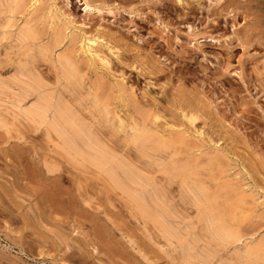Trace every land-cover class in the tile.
I'll return each mask as SVG.
<instances>
[{
    "label": "bare ground",
    "instance_id": "6f19581e",
    "mask_svg": "<svg viewBox=\"0 0 264 264\" xmlns=\"http://www.w3.org/2000/svg\"><path fill=\"white\" fill-rule=\"evenodd\" d=\"M56 1L0 0V42L15 43V51L11 49L15 58L6 64L0 63V99L12 105L14 114L27 122L33 133L41 130L55 153L78 167L75 170L92 169L93 174L116 193L114 198L118 197L124 202L122 205L128 204L135 211L137 220L140 217L143 222L154 224L161 237L177 251L179 261L184 264H264V241H248L243 247L236 246L245 237L238 225L254 207L258 209L264 204V201L259 203L264 190V53L247 55V58L238 56V60L233 61L231 54L206 53L200 42L201 38L218 42L224 38L223 45L228 49L235 42L245 50L259 46L263 49L264 0H233L230 4L222 0H142L141 4L149 5L145 8L148 15L135 9V5L130 7L132 1L129 10L125 6L105 10L99 5H105L106 0L98 5L96 2L100 0H84V10L90 14L102 11L116 14L122 9L140 17L149 26L148 35L157 37L155 42L146 39L134 25V36L142 45L132 44V48L124 49L121 38L119 42L116 36L109 38L112 46L106 43L113 56L135 69L138 78H144L146 84L141 95L137 94L136 82L132 84L124 75L118 76L120 81L106 82L100 72L94 74L98 65L92 46L101 38L90 37L86 31L76 28V23L73 25L69 0H64L62 5ZM239 18L244 25L237 22ZM130 23L133 24L132 19ZM238 25L240 29L230 31ZM227 29L232 34H227ZM183 30L187 41L179 44L178 34ZM233 36H237L236 39ZM135 50L137 53L132 55ZM145 51L150 54L143 61ZM81 54L92 55L84 57L83 63ZM101 61L99 68L110 72V62H105L104 58ZM41 64L53 74L54 82L45 76V69L40 70ZM189 64L196 65L197 69L191 71ZM167 67L169 73L183 82L181 88L172 91L171 81H164ZM182 70L186 72L182 74ZM233 79L240 82L235 84ZM186 85H194L193 90H188ZM152 87L160 91L155 90V93ZM86 110L93 115H90L93 120L83 117L82 111ZM197 122H202L204 128L211 125L215 129L213 134L205 135L203 127L195 126ZM100 127L123 130L119 141L121 151L119 146L118 151L114 150L111 142L104 140L107 136H101L105 130L100 134ZM214 135L217 142L212 140ZM221 140L227 147H218ZM129 150L135 158L129 156ZM60 156H57L59 161ZM137 157L153 174L145 173L144 166L140 168L133 162ZM53 162H45L44 173L48 176L62 168L52 165ZM60 162L55 163L61 166ZM42 170L37 171L43 173ZM154 174L162 175L168 185L178 186L175 189H179L181 202L194 208L203 237H210L223 251L237 247L231 249L235 253L232 260L224 258L221 250H216L217 246L211 249L210 244H202L198 240L200 235L195 237L194 229L178 212L172 195H168V188L160 185L164 182H159L160 178ZM44 184L41 185L44 187ZM51 189L54 195L55 188ZM55 197L56 194L54 199H57ZM84 200L88 202L87 198ZM52 202L50 204L55 205ZM58 207L54 210L60 213L58 209L62 206ZM64 207L62 212L67 211ZM80 207L82 211L84 205ZM24 243L26 245V241Z\"/></svg>",
    "mask_w": 264,
    "mask_h": 264
},
{
    "label": "rangeland",
    "instance_id": "374dc122",
    "mask_svg": "<svg viewBox=\"0 0 264 264\" xmlns=\"http://www.w3.org/2000/svg\"><path fill=\"white\" fill-rule=\"evenodd\" d=\"M63 1L64 0H57L56 3L61 4ZM90 1L96 2L97 0ZM141 1L142 0H106L103 1L105 5H99V7H101V9H116L120 6H122V8L125 6L124 8H127V10H129L130 7H133V5H135V9H140L143 14L148 15L147 13H149V11H147L145 8H147L149 5L147 6L145 4H141ZM223 1L224 4H230L229 2L233 0H222V3ZM98 2H101V0L96 2L97 5ZM130 2L132 3L131 6ZM135 2L137 4H134ZM69 6L70 7L68 8V10L71 11L70 13L72 14L73 19L71 20H75V22H73V25H75L76 23L75 27L77 26L76 28L86 31L89 36L91 35L101 38L98 43H94L92 46V53L96 58L95 62L97 61V63H99H95L96 66H98L96 67V71L94 72V74L96 72H100L101 75H104L106 77V82L107 80L111 81L113 79H119L118 81H120L121 78L119 77L124 75L125 78L128 77V80L129 78L132 80V84H135L136 82L135 87L137 89V94L141 95L140 93L144 92V86L146 84L144 78L141 76L138 78L137 71L133 68H130L129 66H126L123 62L121 63L120 59L118 60L115 56H113L106 46H112L111 42H109V38L115 36L116 38L118 37L119 42L121 40L120 44L124 43L121 44L124 49L132 48L133 45H142V42L137 40V38L134 36V34H136V31L133 28L134 25L141 29L140 31L142 32V35L146 36V39H153V41L155 42L157 40V37L148 35L147 31L149 29V26H147L140 17H135V15L124 12L122 9L120 10V13L116 14H109L107 13V11H102L100 13L92 12L90 14L84 10V7L86 6L84 0H69ZM231 14L233 15V13ZM131 19L133 20V24L130 23ZM241 19L239 18L237 22H239L240 25H244L245 22H243ZM1 21L2 20L0 19V23ZM240 25H238V28H233L230 31H234V29L235 31L240 29L242 26ZM227 30L228 31L226 33L230 34L231 32H229V29ZM180 33L178 34L180 38L179 44L185 43L184 41H187V33L184 32V30L181 34ZM172 34L173 33L171 32V35ZM217 36L218 35H216L215 37ZM236 37L237 36H233L232 38L236 39ZM101 40H104L105 42H102ZM213 40L211 38H201L200 42L202 43V50L208 54H220L221 56H224L225 54H231L232 58H235L232 59L233 61L238 60L237 58L239 57L247 58V55H249L248 57H250V55H261L262 53H264V48L262 49V47L260 46L257 48L252 47L248 50H245L237 44L238 42H235L234 44H232V48L228 49L225 47V45H223V42L225 40L224 38L220 39L219 42L217 40ZM106 43L109 44L107 45ZM14 45L15 43L13 41L10 42L7 40H3L0 42V63L6 64L9 62V59L15 58L13 53L15 51ZM124 45L127 46L124 47ZM11 49L13 52H11ZM260 49L262 50L260 51ZM136 53L137 50L132 52V55ZM122 54L123 53H121V55ZM149 54V51H145V53L142 54V60L146 61V58L149 57ZM90 55L92 54H88V56L82 55V59L80 58L81 61L85 63V60H83L84 57L87 58L90 57ZM103 58L105 62H110V72L99 68V66H101V60ZM203 63L204 65L206 64V62ZM42 65L43 64L39 66L42 67ZM155 65H157V63ZM235 65H237V63ZM211 66L213 67L214 65ZM43 67L40 70L42 71L45 69V72H42L48 79L50 78L49 81H51L52 79V82H54L53 74L50 71L46 70L47 68L45 65H43ZM196 67L197 66L193 64L188 65V68H190L191 71L193 69H197ZM167 69L164 73L166 75L165 78H163L164 81H171L170 88L172 87V91L173 88H181L183 86V82L180 81V79H178L177 76H175L171 72L169 73L170 70L168 67ZM182 71V74L186 72V70L183 72ZM172 78L175 80H173ZM163 79L161 80L162 84L164 82ZM131 80L129 81L131 82ZM238 80L239 79H233V81L236 82L235 84H238L240 82ZM186 88L192 91L194 85H186ZM152 89L154 91L158 90L157 92L160 91V89L157 87H152ZM1 100L2 99H0V121L3 123V127L0 128V204H2V206L0 205V252H2V254L0 253V264H15V262L16 264H184L181 260L180 261L182 263H180V258L177 254V251L174 248H171L172 246H170L169 243L161 237L160 232L158 231L157 227H154V224L152 225V223H148L147 221L143 222L140 217L137 220L138 216L135 215V211H133V209L126 203L125 204L127 205V207L126 205H122L124 204V202L121 201L118 197L114 198V195L116 196V193L112 192L108 185L106 186L105 183L103 184V181L100 178L98 179V177L93 174L92 169L82 170L79 168V171H77L78 167H75V165H72L71 162L66 161L64 158H62L63 156L61 157L57 152L55 153L53 148H51V145L47 143L46 139H44V135L42 136L43 133L41 134V130H39V132L33 133L32 128H30L28 123L25 121L22 122V118H19V116H17V113L14 114V112L16 111L12 109V105L9 103H5L3 100V102H1ZM122 114L126 115V113ZM82 115L83 117H86V119L93 120V115L88 112V110L82 111ZM110 123L114 124L113 122ZM195 126L204 128L202 122H197ZM208 126L204 128V133L205 135H212V132H214L215 129H212L211 125ZM105 128L104 131L100 127V134H102L104 131L101 136H107L108 139L107 137H104V140H109L108 142H106L108 144H110L109 142H111L110 146L114 150L118 151L120 148L119 151H121L122 147L120 146L122 144L120 143L122 142L119 141H121L122 136L124 135L122 134L124 133L122 132L123 130L114 127V129L110 131V127H108L110 129ZM106 132L110 136H108ZM116 137H118L120 140ZM213 137L214 138H212V140L214 142H217V137H215V135ZM205 139L208 140V137H206ZM112 140L116 144H114ZM112 143L114 145H112ZM225 145H227L225 144V141L221 140L218 142V147H227ZM234 148L238 149V147ZM235 152L240 153V151L238 152V150H236ZM127 153L128 151H126L125 154ZM130 153L132 152L129 150L128 154ZM57 156H60V158H62L60 160L61 162L59 161V157ZM129 156L135 158L134 154H130ZM47 159H49V161ZM55 159H57V162L61 163V166H59V163H55L56 161H52ZM235 159L236 158H234V160ZM43 161H45L47 164H51V162H53L52 165L57 164L55 166H57L59 169L62 167V171H60V169L59 172H56V176L53 174L54 177H52L53 175L48 176V174L44 173L46 163ZM140 161L141 160L138 157L137 159H135V161L133 159V162H136V165H138L140 168L144 166L143 170L145 171V173L151 172L153 174L151 170L145 167V162ZM42 168L44 170H42ZM37 170H42L43 173H39L41 171L38 172ZM34 173L35 176H33ZM40 174L45 175L42 177ZM60 174L62 175L60 176ZM30 175L35 177V179ZM45 176L49 178H44ZM154 176H157V179L160 178L158 180L159 182H164L162 179V175L154 174ZM39 177L40 180L44 178V180H42L45 183L44 187L43 185H41L43 184V182L39 180ZM57 177L60 179H58ZM31 179H34L37 184L34 183V181H32ZM35 184L37 187L35 186ZM101 184H103L104 187H102ZM160 185L164 186L166 190L168 188V195H172V201L176 202L177 205L175 204V202L174 204L175 206H177V209L179 210L178 212L187 221V223L190 225V228L194 229L193 232L195 237L198 238L200 235V239L198 238V240L202 244H210L212 246H210L211 249H216V247L213 246H217L218 249L216 250H221V255L225 256L224 258H227V260H232L231 258H233V255L235 254L231 249L243 247V245L248 241L254 243L260 240L264 241V204L261 203L262 201H264V190L263 193L260 194L259 203L261 204L259 205L258 209L254 207L249 213L250 215L243 219V221L240 223L241 225L239 224L240 226L238 225L242 236H245L243 237L241 242H239L241 245L238 243L236 244L237 247H230L228 248V250L223 251L222 248H219L218 245H215L216 242L212 243L213 241L212 239L210 240V237L202 236L203 232L201 231V225L197 223L194 217V208L191 207V205H188V203L181 202L178 196L179 189H175L178 187L176 183V186H174V184L168 185L166 182ZM105 187L108 189H106ZM51 188H60L59 190L57 189L60 192L56 191L55 189L53 192L57 195V197L55 198L62 199L63 196V199H59L58 202H55L57 201V199H54L55 194L53 195ZM41 191H44L43 194H40ZM110 191L111 193H109ZM47 192H49L50 194L52 193L51 196H49V193ZM58 196L61 197L58 198ZM80 196L84 202L81 201ZM85 197L88 200V202L86 201V203L84 200L86 199ZM47 198L48 200L51 199L53 202L49 200L50 203H55V205L50 204ZM60 201L63 202L59 203ZM71 202L74 203L72 204ZM62 203L65 207L61 205ZM82 204L84 205V209L82 208L81 211L80 206ZM58 206L64 207V210L67 211L63 210L64 212H62V207L61 209H58V211L60 210V213L55 211L54 209H57ZM78 208H80V210ZM128 210H131V212H129ZM130 213H133L135 216H131ZM16 238H18V241L16 240ZM13 240L15 242H13ZM20 240L22 242L19 243ZM25 241L26 245L24 243ZM28 249H31V251H29ZM8 261L13 262L8 263Z\"/></svg>",
    "mask_w": 264,
    "mask_h": 264
}]
</instances>
